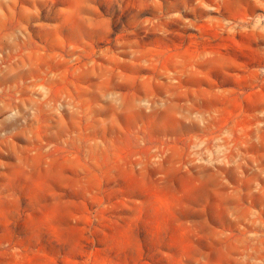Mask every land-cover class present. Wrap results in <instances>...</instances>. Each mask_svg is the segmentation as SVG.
Wrapping results in <instances>:
<instances>
[{
    "label": "rangeland",
    "instance_id": "1",
    "mask_svg": "<svg viewBox=\"0 0 264 264\" xmlns=\"http://www.w3.org/2000/svg\"><path fill=\"white\" fill-rule=\"evenodd\" d=\"M0 264H264V0H0Z\"/></svg>",
    "mask_w": 264,
    "mask_h": 264
}]
</instances>
